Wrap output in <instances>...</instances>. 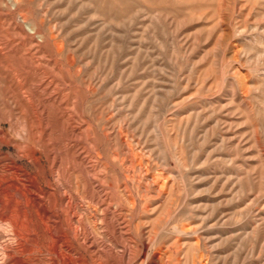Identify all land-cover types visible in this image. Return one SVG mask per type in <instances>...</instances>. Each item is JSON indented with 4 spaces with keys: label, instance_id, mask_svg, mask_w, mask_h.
Segmentation results:
<instances>
[{
    "label": "rangeland",
    "instance_id": "1",
    "mask_svg": "<svg viewBox=\"0 0 264 264\" xmlns=\"http://www.w3.org/2000/svg\"><path fill=\"white\" fill-rule=\"evenodd\" d=\"M0 138L22 180L34 151L73 206L105 208L119 245L264 264V0H0Z\"/></svg>",
    "mask_w": 264,
    "mask_h": 264
},
{
    "label": "bare ground",
    "instance_id": "2",
    "mask_svg": "<svg viewBox=\"0 0 264 264\" xmlns=\"http://www.w3.org/2000/svg\"><path fill=\"white\" fill-rule=\"evenodd\" d=\"M28 133L25 123L16 129L21 140H26ZM29 154L26 159L29 158L37 173L33 177L39 179L32 177L24 181L22 166L0 161V264H116L115 258L124 264H183L177 252L169 253L163 247L152 252L150 241L140 234L135 241L124 239L123 245L107 239V228L104 232L107 210L99 205L98 208L86 206L85 209L73 206L70 187L64 184L59 174L47 173L34 151ZM128 173L125 179L130 183L132 179L128 178ZM53 182L59 183V199L51 191ZM157 186L162 190L161 183ZM124 188L121 194L127 207L115 205L113 209L130 220L135 203L127 187ZM146 211V206H142L141 212ZM89 231H96L106 239L108 246L101 253L93 249L88 239ZM115 233L114 228L111 229V234L115 236ZM182 233L188 234L189 230L183 228ZM190 264H208V258H194Z\"/></svg>",
    "mask_w": 264,
    "mask_h": 264
}]
</instances>
